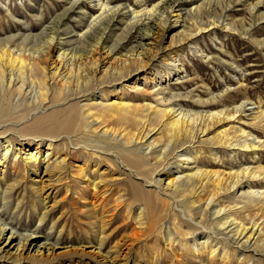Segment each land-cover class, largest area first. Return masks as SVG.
I'll return each instance as SVG.
<instances>
[{
  "label": "bare ground",
  "instance_id": "6f19581e",
  "mask_svg": "<svg viewBox=\"0 0 264 264\" xmlns=\"http://www.w3.org/2000/svg\"><path fill=\"white\" fill-rule=\"evenodd\" d=\"M189 1L201 3L193 7L191 13L188 11L182 17L179 10ZM222 1L224 0H158L147 6L142 3L145 0H136L134 4L137 6L129 4L131 9H127V3H120L118 0H72L71 5L64 8L51 22L41 21L38 32H35L28 22H24L28 25L25 31L20 29L17 34L0 36V208L5 209L4 216H0V264H4L5 259H10L12 263H21L25 259L34 262V258L41 263L52 262L60 255L73 253L97 255L101 259L99 262L106 260L114 264L116 259L123 262L127 257V246L132 247L139 240L141 235L140 230H137L122 235L113 242L108 251H103L105 240L110 238V233H106V230L114 221L115 214L125 207L124 197L115 196L109 184L101 183L106 181L102 174L98 182L92 183L86 173L87 162L70 164L68 161L71 158L68 155L77 151L71 149L72 146L82 152L89 148L103 151L106 154L105 159L108 160L126 157L129 163L141 165L143 171L149 169V160L153 162L152 166L158 167L166 161L169 162V157L177 150L178 164H185L183 167L186 169L179 168L174 176L169 178L168 185L172 187L176 197L168 199L164 196L163 203L171 211L177 208V214L182 216L183 220L198 226L205 216L210 214V217L213 216L214 228L221 231L224 239L233 245V252L245 249L257 254L262 253L264 257V211L258 214L259 218L247 212L258 210L259 203H264V189L256 188L252 184L262 175L260 170L264 171V166H258L256 169L244 166L238 171L203 169L196 162V165L191 164L192 159L199 158L197 149L194 156L187 152V146L194 147L202 140L216 144L215 148L225 147L231 151L240 149L255 152L259 146H264L258 135L255 136L241 126L237 130L234 126L233 135L221 127L222 122L236 121L245 109H252L248 108V100L236 102L231 106L222 104L215 109L212 106L221 103L223 95L215 96L210 90L205 97L199 92L194 94L189 90H170L169 83H159L157 89L146 86L147 83L157 81L158 71L152 66L157 59L156 38L170 26L172 18L169 15L177 10L172 22L176 30L165 46L169 57L167 62L176 64L185 45L203 54L197 46L196 36L211 28L202 26L204 22L201 23L203 18L199 13L205 8L206 15L214 17L210 24L216 25L220 22L216 5H221ZM223 9L225 8H222V11ZM6 11L12 15L8 6ZM69 12L76 13V16L78 14L79 24L83 23V18L88 20L80 31H73L77 44L73 48H68L69 41L61 38L62 19ZM189 14H193L190 17L195 21L187 26ZM195 16L201 17V21L198 22ZM117 20L129 21L125 26L129 32L134 31L135 44L130 43L129 47L120 44L124 39L121 34L114 37L119 41L115 40L113 45H107L106 37L110 35ZM224 27L229 31L236 29L230 22L224 24ZM145 39L148 42H145ZM123 45L125 51L120 50ZM202 57L210 59L212 56L205 54ZM178 66L175 65V72L182 73L184 63L181 67ZM236 67H239L238 64L233 68ZM171 73L170 70L163 75L166 80H170ZM133 75H137L135 81ZM185 78H188L185 74L178 76V79ZM104 83L119 85L105 90L101 88ZM240 84L242 85V82ZM95 91L99 94L91 95L95 94ZM86 92L91 98L79 99L82 96L79 94ZM139 94H142L143 98L149 96L154 102L134 104V101L139 99ZM72 100L74 103H71ZM55 113H66L68 116L59 120L56 119ZM255 114L254 119L264 117L260 106ZM239 121L241 118L234 123ZM58 123L60 125L57 126ZM213 131L216 132L210 135ZM15 139L21 147L33 144L35 149L26 150L22 147L17 150L14 146ZM44 143L47 144L43 156L45 167L44 174L40 176L38 169L41 159L38 157L42 155ZM184 144L187 146H183ZM107 147L112 148L106 149ZM66 148L70 153L67 151L65 155L58 154L61 149ZM116 149L121 151L122 156L119 157ZM132 169H125L127 176L132 177ZM95 170L96 168H93L92 173ZM83 178H87L88 182L80 189L77 185ZM26 182L41 200L36 215L41 225L48 216L51 217L53 211L62 209L65 201L80 199L81 202L73 203L76 211H87L88 216L93 217L91 223L96 225L97 242L91 246V250L64 246L66 249L63 252H57L65 224L59 230L56 240L52 241L50 234H47L42 245L32 238L37 231L30 232L28 226L24 228L17 222L14 223L16 217L13 216L20 219L24 210L26 189H23L20 200L14 194ZM69 182L75 184L74 192L68 194L70 189L66 185H69ZM99 183L101 185L96 190ZM237 185L247 186V190L242 194L245 201L240 206L244 211L242 212L247 214L242 218L240 209L236 208L238 203L230 207L221 201L224 193ZM62 187H66V192L59 196ZM82 193L79 197L78 194ZM70 194L73 195L71 198L68 197ZM13 198L17 203L15 211L10 213L7 207L14 201ZM181 204H188V211L185 210V205ZM31 207L38 209L35 201L31 202ZM18 210L20 216L15 213ZM129 210L130 205L126 208L127 212ZM194 212L198 214L199 222L194 218ZM233 212L238 213L237 216ZM173 214L172 219L176 220L177 214ZM62 215L63 211L58 217H51L52 233ZM142 219L144 216L140 213L136 220L141 221V226L144 223ZM168 223L165 227L168 243L171 244L176 237L172 234L171 222ZM163 228L162 222L158 229L161 231ZM4 234H7V242L17 240V247L13 252L10 250V243L1 244ZM212 237L209 233L201 239L199 245L194 246L197 256L209 247V259H213L220 243L215 242ZM122 245H125V249L120 251ZM182 245L186 246L188 252V243ZM222 247L225 251L226 245ZM240 254L241 259H247L245 252ZM221 257L222 261L228 263L230 252H224ZM250 262L251 260H246V264Z\"/></svg>",
  "mask_w": 264,
  "mask_h": 264
},
{
  "label": "rangeland",
  "instance_id": "374dc122",
  "mask_svg": "<svg viewBox=\"0 0 264 264\" xmlns=\"http://www.w3.org/2000/svg\"><path fill=\"white\" fill-rule=\"evenodd\" d=\"M118 1L120 3H127V9H131L129 4L133 5L134 7L137 6L134 4L136 0ZM156 1L158 0H145V2L142 3H146L147 6H150ZM71 2L72 0H0V36L17 34L20 29L25 31V29L28 28V25L24 24V22H28L30 27L35 32H38L42 23L41 21L51 22V20L60 14L64 8L69 7ZM199 2L201 3V1H197L196 4L194 1H189L181 6V10L179 11L181 12L182 17L186 15V12L200 4ZM7 6L10 9V14H12L14 18L12 15L7 13ZM216 7L218 8H216L217 16L220 17V22L216 23V25L210 24V21L214 17H208L205 13L207 12L205 8H203L202 12L199 13L203 15H201L203 18L202 21L200 20L201 17L195 16L198 22H204L202 26L206 27L207 29L211 28L210 30L202 32L201 34L199 33L196 36V43L198 44L197 46L198 48L200 47V50L203 51V54H201L200 51L197 52L194 50L193 47H190V49L187 47V45H185V49L181 50L180 52V58L178 57L180 60H177L176 64L167 62L169 57L167 56V50L165 46L168 45L171 35L176 30V28L173 27L174 24L172 22L175 19L174 16L177 10L169 15L172 18L169 24L170 26L166 27L164 33L159 34V36L156 38L157 59L154 60L152 66H154L155 70L158 71L156 74L157 81L156 83H147L146 86H153L154 89H157L159 87V83L160 85H168L169 83L171 88L170 90H189L194 94L199 92L205 97H207L208 90H210L215 96H217V94L223 95L220 101L221 103H217L212 106L215 109L219 108V106L222 104H230L231 106L232 104H236V102L248 100V108L251 107L252 109H245V111L242 112L240 116H238L236 121L222 122L221 127L226 128L230 134L233 135L234 126H236V130L239 128V126H241L255 136L258 135L260 140L264 142V117L260 116L254 119L256 117L255 112L257 111L258 106H260V108L264 111V0H224L221 2V5H216ZM222 8L225 9L222 11ZM69 13H67V15L62 19L63 24L61 27V32L63 35L61 38H63L64 41H69V43H67L68 48H73L75 45H77L75 43L76 35L73 31H80L88 20L83 18V23L79 24V18L77 17L78 14L76 16V13ZM189 13H191V11ZM191 15L193 14H189L188 16L187 20L190 22L187 21V26L192 25V22L195 21L194 19H191ZM127 22L129 21L117 20V22H115L111 28V32L109 33L112 37L109 34L108 35L110 37H106L108 46L113 45L115 40L116 42L119 41L117 38L114 39V37L121 34L124 36V39L122 40L123 42L120 41V44H124L128 47L130 43L135 44L136 41L134 37L136 35H134V31L129 32L127 30L128 28L126 29L125 25L128 24ZM228 22L233 24L236 29L232 31L227 30V28L224 27V24ZM133 40L134 42H132ZM145 42H148V40L145 39ZM123 46L120 50L125 51L126 48ZM120 50L116 52L119 53ZM205 54H210L212 57L210 59L203 58L202 56ZM180 63L182 65L184 63V66H182L184 71L182 73H179L178 71L175 72V65L178 64L180 66ZM236 64H238L239 67L233 68ZM170 70L172 71L170 80H166L163 75H165ZM184 74L187 75L188 78L178 79V76ZM132 77L134 81L137 79V75H133ZM141 77L142 76L140 75V78ZM238 81H241L242 85L240 84L241 82L238 83ZM104 84L101 88L105 90L111 89V87L114 86L109 85L108 83ZM118 85L114 87H117ZM143 86L144 83L142 84V87ZM98 94V91H95V94L91 95L96 96ZM79 95H82L79 97V99L91 98L88 92ZM139 96V99L134 101V104L154 102V100L149 96L146 98H143L142 94H139ZM71 103H74V101L72 100ZM67 116L68 115L66 113L56 114V119L63 120ZM239 118H241V121L235 124L234 122H237ZM58 125H60V123H58L57 126ZM215 132L216 131L211 132L210 135H213ZM209 142L210 141L203 142L202 140V142L195 144L194 147H188L187 144L183 145L187 146V152H189V155L192 154L194 156L195 149L198 151L199 158L192 159L193 163L191 164L196 162V164L200 165L203 169H217L218 171H238V169H241L244 166H250L255 169L258 166H264V146H259L255 152L242 151L240 149H234L231 151L225 147L215 148L216 144L213 145ZM14 144L15 149L17 150L22 147H24L26 150L35 149V145L33 144L24 146L22 145L21 147L17 139H15ZM74 148L77 147L72 146L71 149L77 150L76 152L74 151L70 153V151H68L66 148L61 149L58 154L65 155L68 151V153H70L68 156L71 158L68 161L70 164L73 162L85 164L87 162L88 168H86V173L87 177L90 178L92 183L98 182L101 179L100 175L102 174V177L106 178V181H101V183L109 184L115 196L124 197L123 203L125 204V207L122 209V211H119L115 214V219L113 221L114 223L112 222L111 226H109L106 230V233H110V238L105 240L103 251H108L113 242L118 240L122 235H128L140 230L141 236L139 240L136 241L132 247L127 246V257L123 261L124 263L118 262V260L121 259H116L114 264H246V260H251L250 264H264V257L261 255L262 253L257 254L252 251H246L245 249H240L237 251V253L233 252V245L224 239L223 233L221 231L219 232L216 228H214V225L212 224L213 216L210 217V214L205 216L204 220L201 222V225L198 226L193 222L183 220L182 216L177 214V208L175 211H171V209L163 203L164 196H166L168 199L176 197V194L173 193L172 187L168 185L169 178L171 176L173 177L174 173H176L179 168L186 169V167H183L185 164H178L179 161L178 157L176 156L179 154H177V150L173 152V156L169 157V162L166 161L163 164H160L158 167L152 166L151 163L153 162L149 160V169L146 168L147 171H143L141 165L139 166L138 164L134 165L129 163L126 157H121L119 160H108L105 159L106 154L103 151L98 152L96 149L89 148L86 152H82L80 149ZM110 148L112 147H107L106 149ZM46 150L47 144L44 143V146H42V155L38 157L41 159L38 169L40 176L44 174L45 164L43 162V156L45 155ZM117 153H119V157L122 156L121 151L119 152V150H117ZM93 168H96V170L92 173ZM129 168H133L132 172H134V175L131 174L132 177L127 176L126 170ZM260 173H262V175L259 177V179L254 180L252 184L253 186H256V188L259 187L264 189V171L260 170ZM26 175L27 174H25V176ZM244 180L245 178H243V181ZM86 182H88V179L83 178L78 183L77 187L81 189L84 187ZM101 183L97 184L96 190H98ZM68 184L69 185L66 186H68L70 189L68 191L69 194L71 191L74 192L73 190L75 183L69 182ZM245 185H237L234 189L226 191L223 195L224 197L221 200L222 203L224 205H229L230 207H233L234 204L238 203L239 205L236 208L240 209V206H242L245 201L242 199L243 191L247 190V186ZM23 189H26L24 197L25 200L23 202L24 210H22L21 216L19 210L15 212L16 214H19L18 216H20V219L17 218V216H13L16 217L14 223L17 222L22 227L28 226V228H30V232L37 231L38 233L35 236H32V238L38 240L42 245L45 242V236L47 234H50L52 241L56 240L59 230L63 227V224H65L60 235V245L59 247L57 246V252H63L64 249H66L64 246L72 248L84 247L86 251L91 250V246L97 242L95 236L96 225L91 223L93 217L88 216L87 211L82 213L76 211V207L73 203H76L77 201L81 202L80 199H68L64 202V207L62 209L58 208L52 212L51 217H58L63 211V215L61 216L62 218L57 221L52 233L50 231V227L52 225L53 218L48 216L42 225L39 224V218H37L36 215L37 210L40 209L41 200L37 198L35 191L31 190L29 183L26 182L22 187H19L14 196L18 197L20 200V198L23 196ZM63 192H66V187H62L58 195L60 196ZM157 192H160L161 194L158 195ZM82 195L83 193L78 194L79 197ZM71 196L73 195L70 194L68 197L71 198ZM13 200L14 201H12V203L7 207L10 213L15 211V203H17L16 199L13 198ZM32 201L36 202L38 209L34 210L31 207ZM263 204L264 203L262 202L259 203V209L247 211L248 214L254 216L257 215V218H259L261 211H264ZM128 205H130L129 212L126 211ZM181 205H185V210L188 211V204ZM242 211L243 210L240 209V213H242V216H240L241 218L247 214V212L243 213L244 211ZM140 213L144 216V219H142L144 222L143 226L139 225L141 222L140 220H136V217H138ZM173 213L177 214L175 217L176 220L172 219V217H174ZM233 213L236 216L238 214L236 212ZM4 214L5 209L0 208V216H4ZM194 214V218L199 222L200 219L198 214H196V212H194ZM124 218H126L125 221L123 220ZM169 221L172 225V234H174L176 237V240L171 244L168 243V234L166 233L165 227V225H169ZM162 222L164 223V228L160 231L158 228L161 226ZM37 228L39 229L36 230ZM209 233H211L213 236L212 238L215 239V242L220 243V245L217 246L218 249L213 259H209V247L205 249L200 256H197L194 247L195 245H199L201 239L203 240V237ZM6 237L7 234L2 236V245L7 242ZM185 242H187L189 246L188 252L186 246L182 245V243ZM7 243H10V250L13 252L17 247V240H9ZM221 244L223 246L226 245L225 251ZM76 249L78 250L79 248ZM124 249L125 245L120 246V251H123ZM223 251L225 253L230 252V261L228 263L222 261L221 259V256L224 253ZM242 252H245L247 259L240 258V253ZM100 260V257L97 255H89L86 253L80 255L79 253H73L60 255L52 262L41 263L38 262L36 258H34V262L25 259V261L21 263H12L10 259H5L3 263L112 264L111 261L104 260L103 262H99Z\"/></svg>",
  "mask_w": 264,
  "mask_h": 264
}]
</instances>
